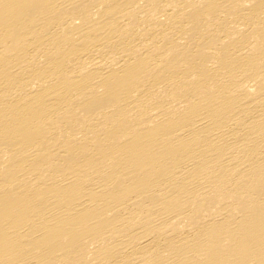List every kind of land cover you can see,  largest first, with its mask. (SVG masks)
<instances>
[{"label":"bare ground","instance_id":"bare-ground-1","mask_svg":"<svg viewBox=\"0 0 264 264\" xmlns=\"http://www.w3.org/2000/svg\"><path fill=\"white\" fill-rule=\"evenodd\" d=\"M0 264H264V0H0Z\"/></svg>","mask_w":264,"mask_h":264}]
</instances>
